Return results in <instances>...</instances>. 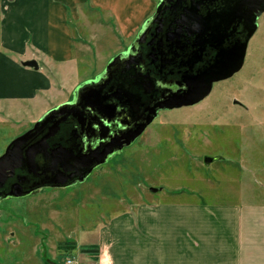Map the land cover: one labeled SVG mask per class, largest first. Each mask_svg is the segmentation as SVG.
<instances>
[{"label": "rangeland", "instance_id": "374dc122", "mask_svg": "<svg viewBox=\"0 0 264 264\" xmlns=\"http://www.w3.org/2000/svg\"><path fill=\"white\" fill-rule=\"evenodd\" d=\"M88 1L71 25L84 47L74 51L71 63L56 65L64 74L61 94L56 76L54 101L45 99L53 107L69 100L79 83L99 75L154 9L145 12L149 2L134 0L135 17L125 21L124 11L131 10L125 0H114L113 12ZM151 1L155 7L158 0ZM112 14L128 27L139 22L129 38ZM7 107L0 108V156L49 111L41 112V101L12 104L10 112ZM205 157L215 160L205 164ZM147 202L264 204V13L239 72L214 84L201 102L162 113L130 148L82 182L1 199L0 264L89 262L100 227Z\"/></svg>", "mask_w": 264, "mask_h": 264}, {"label": "flooded vegetation", "instance_id": "af4514ba", "mask_svg": "<svg viewBox=\"0 0 264 264\" xmlns=\"http://www.w3.org/2000/svg\"><path fill=\"white\" fill-rule=\"evenodd\" d=\"M234 8V0H158L128 46L37 121L46 119L27 146L51 134L45 151L35 157L37 169L16 170L0 193L16 183L30 194L77 184L89 169L130 148L162 113L190 107L175 106L197 89L198 76L220 52L245 37V21L240 12L233 15ZM58 173L67 179L63 187L55 186Z\"/></svg>", "mask_w": 264, "mask_h": 264}, {"label": "crops", "instance_id": "0c3cea01", "mask_svg": "<svg viewBox=\"0 0 264 264\" xmlns=\"http://www.w3.org/2000/svg\"><path fill=\"white\" fill-rule=\"evenodd\" d=\"M147 1L149 13L155 3ZM88 2L0 0V108L8 105L10 112L12 104L38 101L41 112L53 107L45 99L51 96L54 101L56 76L61 78V94L64 74L56 65L71 63L74 51L84 47L71 25ZM91 2L95 8L114 10V0ZM125 2L131 10L122 16L130 21L136 12L134 0ZM112 17L126 38L139 23L129 28L120 16ZM30 60L37 63V70L22 66ZM95 249L84 264H264V204H139L100 227Z\"/></svg>", "mask_w": 264, "mask_h": 264}, {"label": "water", "instance_id": "95a60500", "mask_svg": "<svg viewBox=\"0 0 264 264\" xmlns=\"http://www.w3.org/2000/svg\"><path fill=\"white\" fill-rule=\"evenodd\" d=\"M234 5L233 15H238L240 12V17L245 21L246 34L243 41L235 43L227 51L220 52L219 59L198 76L197 80L199 85L197 89L195 91L191 90L186 99L182 100V102L175 107L192 106L201 102L210 94L213 83L227 80L241 69L248 42L257 29V18L264 13V0H234ZM22 66L33 68L34 70L38 69V65L34 60L23 62ZM54 112L55 111H51L49 116ZM45 121L46 119L41 123H35L31 130L15 138L0 156V189L8 179L14 177L15 171L21 169L23 166L27 167L29 172H34L37 169L35 157L45 151L47 147L46 140L51 134H46L39 141L28 146L27 144L35 137L36 134L33 133L37 129V126L43 124ZM139 134L140 133L133 135L131 141L126 145H130ZM214 160V158L205 157L203 162L209 164ZM52 162L55 163V161ZM53 169V166L47 167V170L51 172ZM90 171L89 169L87 175ZM57 176L58 178L55 182V186L63 187L66 185L67 179L63 177L61 173H58ZM85 177L86 175L83 176V178L79 177L80 179L78 182H82ZM30 193L31 190L23 191L19 184L16 183L12 185L9 192L0 193V200L24 197Z\"/></svg>", "mask_w": 264, "mask_h": 264}, {"label": "built area", "instance_id": "2783aa9c", "mask_svg": "<svg viewBox=\"0 0 264 264\" xmlns=\"http://www.w3.org/2000/svg\"><path fill=\"white\" fill-rule=\"evenodd\" d=\"M66 264H78L77 262L71 261V260H67Z\"/></svg>", "mask_w": 264, "mask_h": 264}, {"label": "trees", "instance_id": "16d2710c", "mask_svg": "<svg viewBox=\"0 0 264 264\" xmlns=\"http://www.w3.org/2000/svg\"><path fill=\"white\" fill-rule=\"evenodd\" d=\"M94 252H96V249L94 250Z\"/></svg>", "mask_w": 264, "mask_h": 264}]
</instances>
